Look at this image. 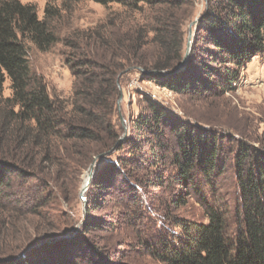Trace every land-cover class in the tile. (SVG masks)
I'll return each instance as SVG.
<instances>
[{
    "label": "rangeland",
    "instance_id": "rangeland-1",
    "mask_svg": "<svg viewBox=\"0 0 264 264\" xmlns=\"http://www.w3.org/2000/svg\"><path fill=\"white\" fill-rule=\"evenodd\" d=\"M19 1L35 7L40 19H44L48 4L60 10V16L51 22L59 43L46 52L31 45L29 58L32 70L45 78L49 94L66 104L75 101L80 86L78 73L89 71L84 65L86 59L93 53L102 54L106 38L113 39L118 48L130 44V38L138 39V30L143 29V36L147 34L145 17L119 5ZM193 1L194 9L180 14L184 58L192 28L190 56L183 68L178 69L180 64L171 73L184 71L192 79L205 81L202 64L214 67L208 54V50H214L207 42L209 33L205 32L206 26L200 27L202 16L207 13V0ZM146 39L150 42L151 35ZM133 45L137 46L136 42ZM133 49L129 53L131 61L116 59L124 65L117 77L119 95L112 116L118 142L109 152L98 155L103 156L93 169L94 176L84 194L86 201L81 193L95 159L88 166H79L78 157L74 160L61 154L58 167L43 164V180L35 181L43 193L44 207L39 215L0 218V239H7L5 245L25 248L46 241H64L74 246L73 255L78 257L75 260L93 252L97 261L108 264H158V251L178 246L191 233L185 223L209 222L208 206L226 214L230 237L237 238L242 214L237 155L241 145L264 154V54L238 68V79L216 93L205 92L199 86L190 92H176L161 75L139 71L133 63L137 47ZM156 50L149 43L142 54L153 60ZM112 55V51L106 53L107 58ZM208 84L212 91L217 86L212 79ZM11 95L7 80L4 96ZM149 102L163 108L194 136L209 137L214 142L212 148L220 152L211 171L195 169V182L187 188L173 180L175 159L180 156L175 133L161 127V144L154 145L149 130L140 128V122L151 114ZM113 164L117 167L115 172L111 170ZM54 238L60 239L55 242Z\"/></svg>",
    "mask_w": 264,
    "mask_h": 264
},
{
    "label": "trees",
    "instance_id": "trees-1",
    "mask_svg": "<svg viewBox=\"0 0 264 264\" xmlns=\"http://www.w3.org/2000/svg\"><path fill=\"white\" fill-rule=\"evenodd\" d=\"M65 1L119 5L145 17L147 34L143 36V29L138 30V39L130 38V44L118 48L113 39L106 38L102 54L93 53L86 59L84 65L89 71L78 73L80 86L70 105L49 94L45 78L32 70L29 58L31 45L46 52L59 43L51 22L60 16V10L48 4L44 19H40L32 5L0 0V218L39 215L44 207L43 193L35 181L43 180V164L58 167L61 154H65L67 158L78 157L79 166H88L118 142L112 116L119 95L117 77L124 65L116 59L131 61L129 53L134 47V65L146 71L165 72L159 75L176 92H190L199 86L205 92L216 93L238 79V68L264 54V0H207V13L200 27L206 26L205 32L209 33L207 42L214 50H208V54L214 67L202 64L205 81L192 79L184 71L167 74L184 59L180 14L194 9L193 0ZM150 35L151 41L147 42ZM149 43L157 48L153 60L142 54ZM108 51L113 52L110 58L106 56ZM210 79L216 80L213 91ZM7 80L12 90L8 98L4 96ZM149 108L151 114L140 122V128L149 130L154 145L160 143L161 127L175 133L180 156L175 159L173 180L187 188L195 182V169L211 171L220 152L212 148L214 142L209 137L201 139L189 133L184 124L172 120L155 103L149 102ZM237 164L242 194L237 238L230 237L226 214L208 206L209 222L185 223L191 233L178 246L158 251V264H264V154L241 145ZM111 170L117 171L116 165ZM6 242L0 239V264H108L97 261L93 252L75 260L78 257L73 255L74 246L64 241L46 243L23 257L21 254L30 245L24 248L5 245Z\"/></svg>",
    "mask_w": 264,
    "mask_h": 264
},
{
    "label": "water",
    "instance_id": "water-1",
    "mask_svg": "<svg viewBox=\"0 0 264 264\" xmlns=\"http://www.w3.org/2000/svg\"><path fill=\"white\" fill-rule=\"evenodd\" d=\"M191 47H192V28L190 29V36H189V40H188V50H187V54H186V56H185V58H184V60H183V62L181 63V65L179 66V68L178 69H181V68H183L185 65H186V63L188 62V59H189V56H190V52H191ZM139 71H141L143 74H148V75H150V74H164V72H159V71H152V72H150V71H145V70H143V69H138ZM167 74H172L171 72H168ZM103 155H100V156H97L96 158H95V161L93 162V164L90 166V169H89V174H88V178L86 179V181H85V184H84V187H83V190H82V193H81V197H82V199H83V201H86V198H85V196H84V194H85V192L87 191V189H88V185L91 183V181H92V178H93V176H94V172H93V169H94V167L96 166V164H97V160L100 158V157H102ZM58 239H60V238H58ZM57 239V240H58ZM54 241H56V240H54ZM46 243H49L48 241H46V242H41V243H36V244H34L33 246H31V247H29L28 249H26L24 252H23V254H21V257H23L26 253H28L29 251H31V250H33V249H35V248H37V247H40V246H42V245H44V244H46Z\"/></svg>",
    "mask_w": 264,
    "mask_h": 264
},
{
    "label": "bare ground",
    "instance_id": "bare-ground-1",
    "mask_svg": "<svg viewBox=\"0 0 264 264\" xmlns=\"http://www.w3.org/2000/svg\"><path fill=\"white\" fill-rule=\"evenodd\" d=\"M87 178H88V176H87Z\"/></svg>",
    "mask_w": 264,
    "mask_h": 264
}]
</instances>
